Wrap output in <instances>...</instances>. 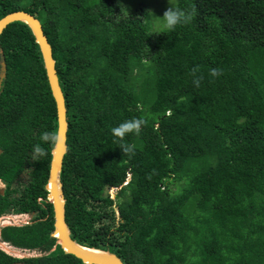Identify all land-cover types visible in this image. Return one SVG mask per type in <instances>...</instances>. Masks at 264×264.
Wrapping results in <instances>:
<instances>
[{
	"label": "trees",
	"instance_id": "16d2710c",
	"mask_svg": "<svg viewBox=\"0 0 264 264\" xmlns=\"http://www.w3.org/2000/svg\"><path fill=\"white\" fill-rule=\"evenodd\" d=\"M170 1L190 18L175 30H151L140 0H0V20L37 14L53 47L68 109L62 181L72 238L124 264H264V0ZM2 60L0 179L11 185L27 167L12 208L37 215L4 238L49 253L30 264H84L60 246L52 252L55 143L41 134H57V109L26 24L0 36ZM133 118L144 121L139 131L112 135ZM38 144L44 155L34 158ZM9 207L0 195V215Z\"/></svg>",
	"mask_w": 264,
	"mask_h": 264
},
{
	"label": "water",
	"instance_id": "95a60500",
	"mask_svg": "<svg viewBox=\"0 0 264 264\" xmlns=\"http://www.w3.org/2000/svg\"><path fill=\"white\" fill-rule=\"evenodd\" d=\"M16 22L27 25L40 47L48 83L57 109V134L59 139L52 150L49 180L46 185V189L49 192L48 201L53 205L54 209V231L52 237L56 239V246L53 251L57 249V246H60L66 254L75 256L84 264H124L121 258L113 252L80 245L72 238V233L66 220L67 199L62 181L64 160L68 153V109L56 68L53 47L48 37L44 34V28L38 19V15H33L26 11L13 12L2 18L0 20V36L3 35L9 25ZM0 64L1 92L3 82L7 78V64L4 60ZM2 154L3 150L0 148V155Z\"/></svg>",
	"mask_w": 264,
	"mask_h": 264
},
{
	"label": "flooded vegetation",
	"instance_id": "af4514ba",
	"mask_svg": "<svg viewBox=\"0 0 264 264\" xmlns=\"http://www.w3.org/2000/svg\"><path fill=\"white\" fill-rule=\"evenodd\" d=\"M29 175H30V170L26 167V171L21 173L19 177H17L15 182L12 183L11 185H9L7 181L0 179V181L3 183V186H4L3 188L0 189V195L3 198V201L5 200L7 202H11V207H9L11 212L8 211L7 213L0 215V218L7 214L11 216L32 215V213L31 214L30 213H16L15 210L12 208L13 207L12 203L14 201L21 200L22 192L25 189V187H27L30 181ZM66 213H67V209H66ZM16 219L21 221V218H16ZM16 219L11 218L10 224L4 225L3 223L0 227V264H3L4 262V260H1V257H5L6 260H12L11 264H30L27 262L28 260L38 259L44 256V254L39 250H30L27 248L16 246L13 242L6 240L4 238V231L6 228H9V227L23 228V227L30 226L37 222L36 220H34L33 222L29 223L30 221L29 220V221H25V224L19 223L20 225H17V223H15ZM5 249H7L8 251ZM14 253L19 255V257L15 256ZM39 254H43V255H39Z\"/></svg>",
	"mask_w": 264,
	"mask_h": 264
},
{
	"label": "clouds",
	"instance_id": "9594fccd",
	"mask_svg": "<svg viewBox=\"0 0 264 264\" xmlns=\"http://www.w3.org/2000/svg\"><path fill=\"white\" fill-rule=\"evenodd\" d=\"M156 18L162 20L163 21L162 27L169 30H175L177 26L187 23L188 20L190 19L183 10L175 8L171 5L165 10L162 18H158V17ZM193 73H195V69H193ZM210 75L217 76L218 69L213 68L210 72ZM193 84L196 87H199L200 80L194 79ZM143 124L144 121L139 118L125 120L122 123H120L117 127H114L112 129V135L116 138H124L129 133H133L134 131H139V129ZM58 139H59L58 134L48 133V132H44L41 134V140L45 143L54 144L58 141ZM119 148L122 150L124 155L133 152V146L131 144L121 143ZM32 152L34 158L42 157L44 155L41 146L39 144L33 147ZM130 180H131V175L128 176V181L127 183H125V185H127L128 182H130ZM111 190H117V189L113 188ZM53 249L52 252H54Z\"/></svg>",
	"mask_w": 264,
	"mask_h": 264
},
{
	"label": "rangeland",
	"instance_id": "374dc122",
	"mask_svg": "<svg viewBox=\"0 0 264 264\" xmlns=\"http://www.w3.org/2000/svg\"><path fill=\"white\" fill-rule=\"evenodd\" d=\"M140 1H144V4H146L148 6V10L149 11H152L151 14H152V27H151V30L155 29L156 26L160 25L161 23L163 24V21L162 20H159L157 19L156 17L158 18H162L163 17V14L165 12V10L171 5L173 6L174 2H171L170 0H140ZM121 8H125L128 3L127 1H122L121 2ZM156 16V17H155ZM3 183L0 182V189L3 188ZM121 188H117V190H110L109 193H110V196H111V199L113 201H117V194L119 192ZM90 208L92 209V207L90 206ZM93 208L96 210V211H99V208H98V205H94ZM115 211L117 212V217L118 219L120 218L119 215H120V212H119V209L117 207V205H115L114 207ZM11 218H21V221L19 220H15L17 223V225H20L19 223H22V224H25V221H29V223L33 222L36 218V215L32 213V215H17V216H11V215H4L0 218V227L1 225L4 223V225H7V224H10V219ZM7 250V249H5ZM42 252V251H41ZM10 253V252H9ZM44 256H47L49 253H44ZM43 254H39V255H43ZM15 256H18L16 253H14ZM23 255V254H22ZM29 255V254H28Z\"/></svg>",
	"mask_w": 264,
	"mask_h": 264
}]
</instances>
